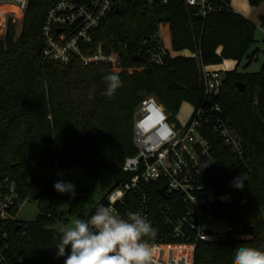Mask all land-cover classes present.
<instances>
[{
  "label": "trees",
  "instance_id": "trees-1",
  "mask_svg": "<svg viewBox=\"0 0 264 264\" xmlns=\"http://www.w3.org/2000/svg\"><path fill=\"white\" fill-rule=\"evenodd\" d=\"M54 1L29 0L20 32L9 18L0 37V179L9 177L29 199L39 191V199H64L68 213L80 215L85 196L59 193L52 181L43 184L46 169L83 166L88 174L107 170L122 180L125 158L136 153L133 117L140 100L154 96L175 119L182 103L199 101L203 68L224 60L239 63L255 42L257 25L236 12L231 0H210L218 9L206 16L184 0H115L120 10L101 22L91 48L101 43L105 52L119 54V62L84 65L75 59L62 66L42 55L41 26ZM247 1L251 7L264 4ZM161 25L170 27L174 52L188 50L193 55L167 56L163 66L148 57L132 61L138 52L134 42L146 39L150 46L157 45ZM255 55L253 51L248 59ZM111 73L119 74L122 86L109 98L104 95L105 77ZM173 82L182 88H173ZM221 100L253 170L242 173L243 188H236L234 181L216 182L205 192L236 194L223 206L222 215L228 223L240 225V236L198 243L193 264H232L240 246L264 250V64L257 72L226 71ZM111 191L98 206H107ZM176 198L177 194L169 196L166 202L172 205ZM52 218L43 211L35 221L21 222L19 231L10 232V250L27 264H54L56 258L48 251L56 248L61 233L47 227Z\"/></svg>",
  "mask_w": 264,
  "mask_h": 264
},
{
  "label": "built area",
  "instance_id": "built-area-1",
  "mask_svg": "<svg viewBox=\"0 0 264 264\" xmlns=\"http://www.w3.org/2000/svg\"><path fill=\"white\" fill-rule=\"evenodd\" d=\"M184 2L202 16L218 9L210 0ZM28 3L29 0H0V6H14L21 13L16 18L13 11H6L0 28L9 18L15 23L22 21ZM115 8V0H55L41 26L43 57L62 66L75 59L84 65H116L119 54L105 52L101 43L91 48L101 22ZM259 29L264 34V24ZM160 39L155 46L146 39L136 40L137 54L163 66L166 57L174 55ZM224 81L225 72L203 68L199 101L182 103L191 107V115L183 125L152 95L144 96L135 108L136 153L125 158L121 167L125 177L106 201L121 218L126 219L128 212H139L156 229V237L148 242L149 264H193L198 243L240 236V225L228 223L222 215L223 206L231 203L236 194L205 193L213 183L231 182L244 171L253 170L242 140L223 108ZM162 188L165 196L159 193ZM175 194L178 198L172 205L167 203V198ZM28 199L9 177L0 179V264H27L23 256L10 250V232H14L15 225H22L19 215ZM222 226L226 230H221ZM69 252L70 247L66 255ZM55 258L54 264H64L66 256Z\"/></svg>",
  "mask_w": 264,
  "mask_h": 264
},
{
  "label": "clouds",
  "instance_id": "clouds-1",
  "mask_svg": "<svg viewBox=\"0 0 264 264\" xmlns=\"http://www.w3.org/2000/svg\"><path fill=\"white\" fill-rule=\"evenodd\" d=\"M105 80L107 89L104 95L111 98L122 82L118 73L107 75ZM245 180L242 175L237 177L234 186L243 188ZM53 187L73 198L76 195L75 185L71 182L61 179ZM60 232L55 247L57 256H66L64 264H149L151 249L148 240L157 235L151 222L141 213L128 212L125 219L114 207L104 205L96 207L87 220L77 218ZM69 247L70 252L66 255ZM232 264H264V250L240 246L235 250Z\"/></svg>",
  "mask_w": 264,
  "mask_h": 264
},
{
  "label": "rangeland",
  "instance_id": "rangeland-1",
  "mask_svg": "<svg viewBox=\"0 0 264 264\" xmlns=\"http://www.w3.org/2000/svg\"><path fill=\"white\" fill-rule=\"evenodd\" d=\"M231 7L235 9L246 8L247 2L245 0H231ZM241 6V7H240ZM232 7V8H233ZM246 8L249 13V18L257 25V35L260 37L259 41H255L248 49L247 53L239 61L236 69L239 72H257L260 70L262 64H264V34L260 31L259 26L261 23V15L264 11V4L258 7L247 6ZM250 7V8H249ZM9 7H4L3 10H8ZM4 13L0 11V25L2 23ZM21 15H16V18H20ZM21 20L17 21V33L21 30ZM5 27L0 28V37L3 36ZM159 34L166 49L170 50L175 55H182L178 52H173L170 41V31L165 25H161ZM253 51H256V55L248 59V55ZM249 61V62H248ZM191 115V107L189 104H182L179 112L176 115L177 121L182 125L187 122ZM64 180L71 182L75 185V192L77 196L84 195L85 203L83 211L80 215L77 213H68V204L64 199H39L33 198L28 199L21 209L19 220L22 223H30L35 221L40 213L47 211L52 215V223L47 224L48 228L55 230L57 233H61L60 229L69 226L72 222L77 219L87 220L92 214L93 210L98 206L101 199L106 193L115 186L118 181V176L110 171L101 170L99 173L91 175L88 174L83 166H76L70 169L63 168H47L44 172L41 182L43 184L52 181L55 183L58 180ZM221 230H226L225 226L221 227ZM244 236V235H243ZM58 249H51L48 251L50 255H57Z\"/></svg>",
  "mask_w": 264,
  "mask_h": 264
},
{
  "label": "crops",
  "instance_id": "crops-1",
  "mask_svg": "<svg viewBox=\"0 0 264 264\" xmlns=\"http://www.w3.org/2000/svg\"><path fill=\"white\" fill-rule=\"evenodd\" d=\"M247 2L248 5H246V8H248L247 6H250L248 1L245 0ZM231 4V2H230ZM233 7V6H232ZM241 7V6H240ZM246 8H242V9H238V8H234L233 9L242 14L243 16L249 18V11L246 9ZM250 8V7H249ZM250 19V18H249ZM167 28H169V31H170V27L169 25H165ZM161 27V26H160ZM160 37H161V34H160ZM170 41H171V47L170 49L172 50V36H171V31H170ZM221 48H219L218 51H220ZM170 51V50H169ZM173 51V50H172ZM171 52V51H170ZM174 52V51H173ZM179 53V52H178ZM179 54H182L184 56H191L193 55L190 51L188 50H183L181 51ZM238 61L236 60H224L221 64H217V65H210V66H206V69L208 70H218V71H223V72H226V71H231V70H234L236 69L237 65H238Z\"/></svg>",
  "mask_w": 264,
  "mask_h": 264
},
{
  "label": "water",
  "instance_id": "water-1",
  "mask_svg": "<svg viewBox=\"0 0 264 264\" xmlns=\"http://www.w3.org/2000/svg\"><path fill=\"white\" fill-rule=\"evenodd\" d=\"M119 10H120V5H119V4H116L115 12L118 13ZM259 39H260V37H259L258 35H256V37H255V41H259ZM132 61H143V62H144V61H146V60H145V58H144L143 56H141V55H139V54H134V55L132 56ZM171 86H172L173 88H177V89L182 88L177 82H173V83L171 84ZM237 87H238V89H239L240 91H244V89H245L244 84H242L241 82H238V83H237ZM118 182H119V181H117L115 185H117ZM164 189H165V188H162V189L159 191L160 195H162V196H165V195H164ZM41 195H42V191H39L38 193L35 194L34 198L37 199V198H39ZM20 227H21L20 224L15 225V226H14V232H17L18 229H19Z\"/></svg>",
  "mask_w": 264,
  "mask_h": 264
},
{
  "label": "bare ground",
  "instance_id": "bare-ground-1",
  "mask_svg": "<svg viewBox=\"0 0 264 264\" xmlns=\"http://www.w3.org/2000/svg\"><path fill=\"white\" fill-rule=\"evenodd\" d=\"M4 7H9L10 9H8V10H3ZM0 11H2L3 13H5L6 11H13V12L15 13V16H16V15H21L20 11H19L16 7H14V6H9V5H1V6H0Z\"/></svg>",
  "mask_w": 264,
  "mask_h": 264
}]
</instances>
